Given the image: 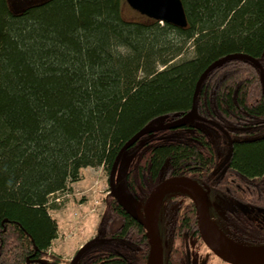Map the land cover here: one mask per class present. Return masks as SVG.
<instances>
[{
  "label": "trees",
  "instance_id": "1",
  "mask_svg": "<svg viewBox=\"0 0 264 264\" xmlns=\"http://www.w3.org/2000/svg\"><path fill=\"white\" fill-rule=\"evenodd\" d=\"M122 3L37 0L13 8L0 0V264H71L50 251L57 237L50 212L82 168L109 175L133 134L185 114L198 76L215 60L246 53L264 73V0H181L183 28L139 13L126 18ZM197 114L128 149L135 154L128 189L143 202L160 180L185 175L216 198L264 210L260 68L242 58L214 68L200 86ZM100 201L95 233L76 264H146L141 223L109 187ZM216 203L210 218L224 235L264 245V220ZM157 228L167 243L163 264H187V243H202L195 205L182 192L162 198Z\"/></svg>",
  "mask_w": 264,
  "mask_h": 264
},
{
  "label": "water",
  "instance_id": "2",
  "mask_svg": "<svg viewBox=\"0 0 264 264\" xmlns=\"http://www.w3.org/2000/svg\"><path fill=\"white\" fill-rule=\"evenodd\" d=\"M125 2L131 9L146 17L166 22L180 28L185 27L187 24L181 0H125ZM234 58L248 60L254 64V66L260 68V82L262 85V93L264 95V73L256 59L242 52L227 54L209 64L200 73L194 85L190 109L185 114L179 116L178 113H175L173 116L176 117V119L173 121H160L156 124L144 126L124 142L114 158L108 177L110 192L116 197L119 203L141 223L149 245L146 264H163V248L167 243L166 241L162 242L160 238L157 228V217L162 198L172 192H182L193 201L196 210L195 215L199 236L213 254L229 264H264V245L254 246L258 247V250L254 252L238 253L228 250L217 242L209 226V223L212 220L210 219L209 213L208 187L202 186L193 178L185 175H174L160 180L146 196L139 215L130 210L129 207L119 199L110 186L122 155L128 152V149L143 135L159 130L178 128L189 124L198 118L197 96L203 80L214 68ZM82 251L83 248L77 252L72 259L71 264H76Z\"/></svg>",
  "mask_w": 264,
  "mask_h": 264
},
{
  "label": "rangeland",
  "instance_id": "3",
  "mask_svg": "<svg viewBox=\"0 0 264 264\" xmlns=\"http://www.w3.org/2000/svg\"><path fill=\"white\" fill-rule=\"evenodd\" d=\"M37 0H9L13 8ZM121 14L126 18H138L140 15L131 9L123 0ZM134 152L122 155L112 182L111 189L119 199L136 214H140L143 202L137 199L126 184V173ZM81 178L70 184V190L60 193L55 201L57 208L51 210V215L57 222V237L53 240L50 251L71 260L94 235L99 215L103 208L100 201L108 190V174L102 167H85L80 170ZM225 201L235 210L244 213L254 221L260 220L259 210L237 199L226 197ZM212 225L213 222H211ZM248 247V246H247ZM254 249L255 247H250ZM187 264H228L215 254H211L203 245L194 242L187 243Z\"/></svg>",
  "mask_w": 264,
  "mask_h": 264
},
{
  "label": "bare ground",
  "instance_id": "4",
  "mask_svg": "<svg viewBox=\"0 0 264 264\" xmlns=\"http://www.w3.org/2000/svg\"><path fill=\"white\" fill-rule=\"evenodd\" d=\"M211 222L212 221H210L209 226H210V230H211L212 234L214 235L215 239L217 240V242L220 245L227 248L228 250H231L233 252H238V253H249V252H254V251L258 250V247L251 249L250 247H254V246L241 245V244H238V243L230 240L229 238L224 236V234L215 226L214 223H213L214 225H212Z\"/></svg>",
  "mask_w": 264,
  "mask_h": 264
},
{
  "label": "flooded vegetation",
  "instance_id": "5",
  "mask_svg": "<svg viewBox=\"0 0 264 264\" xmlns=\"http://www.w3.org/2000/svg\"><path fill=\"white\" fill-rule=\"evenodd\" d=\"M262 123H260L259 124V127L260 126H263L264 124H262ZM264 134V131H262L259 135H257V136H262ZM224 143L226 144V146H232V144H233V142H232V138L230 137V138H228L227 140H224ZM223 170H224V172H223ZM223 170H222V176L226 173V170H227V166H225L224 168H223ZM231 180H233V179H231ZM216 192L213 194V191H210V188L208 187V197H209V202H210V208H209V210H213V209H215L216 207L218 208L219 206H218V203H216V201H218V200H220L221 201V199H222V202L223 203H227L226 201H225V198L226 197H231V196H223V195H221V194H218L217 195V198H216ZM218 197H220L219 199H218ZM223 197H224V199H223ZM231 198H233V197H231ZM234 199V198H233ZM228 204V203H227ZM229 205V204H228ZM230 206V205H229ZM231 207V206H230ZM256 209H258L259 210V215H260V220H258L257 221V223H261L264 219V217L261 215V213H262V211H264V210H262V209H259V208H256ZM246 216V215H245ZM247 217V216H246ZM248 218V217H247ZM248 219H250V218H248ZM251 220V219H250ZM254 221V220H253ZM214 223V222H213ZM216 226V225H215ZM217 227V226H216ZM218 228V227H217ZM219 229V228H218ZM220 230V229H219ZM221 231V230H220ZM199 234V233H198ZM200 237V236H199ZM201 239V238H200ZM231 240V239H230ZM233 241V240H232ZM193 242V241H192ZM235 242V241H234ZM195 243V242H194ZM236 243H238V242H236ZM198 244V243H197ZM238 244H240V243H238ZM198 245H203L204 247H206V245L203 243V241H202V243L201 244H198ZM241 245H243V244H241ZM207 248V247H206ZM208 249V248H207ZM211 254H213L212 252H211ZM225 262V261H224ZM187 263H188V259H187ZM229 264V263H228Z\"/></svg>",
  "mask_w": 264,
  "mask_h": 264
}]
</instances>
